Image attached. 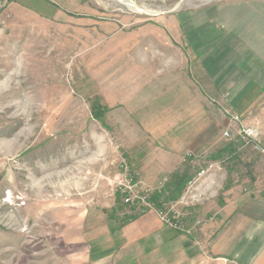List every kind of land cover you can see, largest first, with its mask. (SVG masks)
<instances>
[{
  "label": "rangeland",
  "instance_id": "1",
  "mask_svg": "<svg viewBox=\"0 0 264 264\" xmlns=\"http://www.w3.org/2000/svg\"><path fill=\"white\" fill-rule=\"evenodd\" d=\"M245 2L264 0H0V264H83L84 221L115 218L108 199L132 214L147 210L123 203L114 186L124 171L141 182L129 146L150 127L141 78L190 72L189 19L201 23L205 49L207 12ZM217 109L226 123L214 151L186 155L178 189L166 198L151 189L152 210L173 205L220 228L225 191L264 196L254 184L264 134L255 150Z\"/></svg>",
  "mask_w": 264,
  "mask_h": 264
},
{
  "label": "crops",
  "instance_id": "2",
  "mask_svg": "<svg viewBox=\"0 0 264 264\" xmlns=\"http://www.w3.org/2000/svg\"><path fill=\"white\" fill-rule=\"evenodd\" d=\"M188 24L196 28L185 55L194 59L191 71H158L149 73L148 79L141 78V91H147L142 112L144 117L151 115L147 117L150 127L145 135L138 131L129 143L141 183L162 190L164 198L173 187L178 189L179 178H184L185 168L181 167L186 155L201 157L214 151L220 128L226 123L215 107L224 115L227 110L246 113L244 117L255 115L246 121L241 117L237 124L252 125L264 134V3H231L207 12L205 49H198L201 35L197 26L201 23L191 18ZM225 38H230L228 44ZM174 41L181 44V33ZM198 59L204 60L199 64ZM254 169L259 171V181H264V163ZM258 178L254 184L263 185L256 183ZM260 192L257 188L248 197L225 191L220 228L211 216L192 218L183 212L182 228H173L163 223L156 211L132 214L108 199L106 206L115 210V218L84 221L83 264H264V196ZM98 211L95 209L93 216L102 218L96 215Z\"/></svg>",
  "mask_w": 264,
  "mask_h": 264
},
{
  "label": "built area",
  "instance_id": "3",
  "mask_svg": "<svg viewBox=\"0 0 264 264\" xmlns=\"http://www.w3.org/2000/svg\"><path fill=\"white\" fill-rule=\"evenodd\" d=\"M225 114L229 116L233 123L237 124L241 122V117L239 115L231 113L228 110L225 111ZM237 130L238 135L242 139L246 142L253 141L255 148L260 149L259 132L255 128L239 124ZM128 175L129 173H127V171L119 173L116 176V181H114L115 188H118L123 196V203L131 206H142L147 208V210H152L153 202L150 197L153 191L147 188V186L145 187L141 182L129 178ZM157 213L162 222L166 225L173 228H182L183 225L181 219L184 215L173 205H165V209L161 208L160 210H157Z\"/></svg>",
  "mask_w": 264,
  "mask_h": 264
},
{
  "label": "bare ground",
  "instance_id": "4",
  "mask_svg": "<svg viewBox=\"0 0 264 264\" xmlns=\"http://www.w3.org/2000/svg\"><path fill=\"white\" fill-rule=\"evenodd\" d=\"M207 1H209V0H207ZM127 2H128V1H127ZM145 10L148 11L146 8H145ZM145 10H144V11H145Z\"/></svg>",
  "mask_w": 264,
  "mask_h": 264
},
{
  "label": "trees",
  "instance_id": "5",
  "mask_svg": "<svg viewBox=\"0 0 264 264\" xmlns=\"http://www.w3.org/2000/svg\"><path fill=\"white\" fill-rule=\"evenodd\" d=\"M178 185V184H177Z\"/></svg>",
  "mask_w": 264,
  "mask_h": 264
}]
</instances>
